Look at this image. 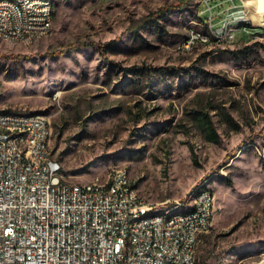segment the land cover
<instances>
[{
	"label": "rangeland",
	"instance_id": "obj_1",
	"mask_svg": "<svg viewBox=\"0 0 264 264\" xmlns=\"http://www.w3.org/2000/svg\"><path fill=\"white\" fill-rule=\"evenodd\" d=\"M52 1L49 33L0 37V110L46 115L50 149L75 181L122 167L172 212L182 210L170 206L176 199L208 186L214 213L196 263L264 264V23L249 17L257 11L264 22V0L258 10L239 1L251 35L189 49L181 45L191 32L210 34L202 0ZM210 4L218 27L229 3ZM207 119L217 142L206 138Z\"/></svg>",
	"mask_w": 264,
	"mask_h": 264
},
{
	"label": "built area",
	"instance_id": "obj_2",
	"mask_svg": "<svg viewBox=\"0 0 264 264\" xmlns=\"http://www.w3.org/2000/svg\"><path fill=\"white\" fill-rule=\"evenodd\" d=\"M202 1L212 26L213 6ZM227 1L223 26L215 28L217 40L234 43L236 30L252 34V28L236 29L234 13L240 4ZM47 11L45 0L0 3V30L17 36L26 29L51 30ZM227 34H234V41H227ZM200 38L191 32L184 46ZM0 112V120L22 123V139L32 142L31 151L17 152L10 144L9 152H2L6 141L0 134V264H189L195 258L198 234L212 225V191L199 194L192 217L177 218L168 226H159L158 218L124 228L130 214L153 207H145L144 196L131 195L133 182L123 168L112 169L99 190H89L86 182H75L63 172L52 151L42 149V142H51V123L45 116L20 119L18 112V119H9V110ZM28 152L45 155L47 165L25 161ZM175 204H185L184 197L170 206ZM148 228L156 229V238H149ZM125 229H132V236H125ZM160 234H168V241H160Z\"/></svg>",
	"mask_w": 264,
	"mask_h": 264
},
{
	"label": "bare ground",
	"instance_id": "obj_3",
	"mask_svg": "<svg viewBox=\"0 0 264 264\" xmlns=\"http://www.w3.org/2000/svg\"><path fill=\"white\" fill-rule=\"evenodd\" d=\"M48 2V11H47V19H53V12H54V5L52 0H45ZM38 2V0H22V3H34ZM0 3H12V0H0ZM251 17V15H249ZM252 18V17H251ZM246 14L243 12L242 9L238 10L234 13V21L236 22V29H244L248 28L246 25ZM252 20V24H253ZM210 24V23H209ZM223 26V21L220 26ZM210 34L201 36L198 40L206 41L208 38H217L219 37V30L214 27L213 19H212V26L210 24ZM49 29H42V30H35V29H26V32H19V36L15 34H5L2 30H0V37L7 38V39H15L21 40L28 35H42L49 33ZM194 33V32H193ZM197 34V33H196ZM199 35V34H197ZM249 35V34H248ZM193 40L190 43L185 45V42L181 45L183 49H189L191 45L198 41ZM227 41H234V34H227ZM47 122L49 119L46 115L42 113L36 112H20V119H32L33 117H44ZM0 119H3V112H0ZM9 119H18V112L10 111L9 112ZM0 134L4 135V141L2 142V152H9L10 144H15V150L17 152H24V151H31L32 150V142L29 139H22V123L18 122H9V120H0ZM51 136V131H50ZM17 141V143H15ZM42 149H50V142H42ZM25 161H29L32 164H40V165H47V158L45 155H40L38 152H28L25 153ZM58 161V165L61 167V164ZM115 169H122V167H118ZM123 172L128 174L127 170L123 168ZM110 174L104 180H109ZM78 182V181H75ZM86 182V188L89 190H99V183L103 182V180H92V181H84ZM212 190L203 184H199L195 186L185 197L184 203L185 204H176L177 206H181V211H161L157 209V206L154 202L148 201L144 197L145 207H153L150 209H142L137 211L135 214H130L124 221V228H135L136 226L141 225V223L146 221H155L159 219V226H168L169 221H175V219L180 217H192L194 213L198 211V199L199 194H203L204 192H211ZM131 195L132 196H142L136 187L133 185L131 188ZM175 201H179V198ZM213 204H209L208 206V213H214L213 211ZM213 219V216H212ZM209 228H204V232H206ZM202 233L198 234V240ZM125 236H132V229H125ZM148 236L149 238H156V229L155 228H148ZM160 241H168V234H160ZM197 244V242H196ZM194 244V250L195 246ZM140 264H147V262H140ZM189 264H197L195 258H190Z\"/></svg>",
	"mask_w": 264,
	"mask_h": 264
},
{
	"label": "trees",
	"instance_id": "obj_4",
	"mask_svg": "<svg viewBox=\"0 0 264 264\" xmlns=\"http://www.w3.org/2000/svg\"><path fill=\"white\" fill-rule=\"evenodd\" d=\"M185 1H189V0H185ZM162 11V10H161ZM160 12H158V13H156L154 16H151L152 18H154V19H152L153 21H155L156 22V19H155V17L159 14ZM250 26H248V28H249ZM246 35H248V34H246ZM249 35H251V34H249ZM248 35V36H249ZM81 46V43H77V44H73L71 47H80ZM100 53L103 55V56H105V51L104 50H101L100 51ZM127 70H130V71H133V70H140V67H137V66H132V67H130V68H127ZM206 126L204 127V129H205V133H206V138L208 139V140H210V141H213V142H217L218 141V139H219V135H218V133L216 132V130L214 129V127H213V125H212V123L207 119L206 120Z\"/></svg>",
	"mask_w": 264,
	"mask_h": 264
},
{
	"label": "crops",
	"instance_id": "obj_5",
	"mask_svg": "<svg viewBox=\"0 0 264 264\" xmlns=\"http://www.w3.org/2000/svg\"><path fill=\"white\" fill-rule=\"evenodd\" d=\"M239 1L240 0H236V3H237V5H239ZM254 1H252V5H253V7L256 9L257 8V10H258V7H257V2H256V0H255V3H253ZM238 10H240V9H238ZM249 15H251V20H253V22L254 23H257V24H263L264 22H262L259 18H258V15H257V11L256 12H254V13H251V14H249ZM263 18H264V14H263ZM134 185V184H133ZM211 189V188H210ZM212 190V189H211ZM213 192V191H212ZM214 195V194H213ZM202 235V234H201Z\"/></svg>",
	"mask_w": 264,
	"mask_h": 264
}]
</instances>
